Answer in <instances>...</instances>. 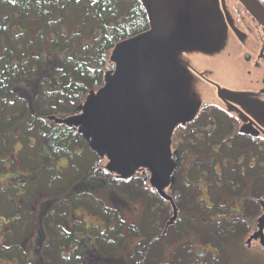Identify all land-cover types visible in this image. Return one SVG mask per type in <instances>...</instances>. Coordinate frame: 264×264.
<instances>
[{"label":"flooded vegetation","instance_id":"obj_1","mask_svg":"<svg viewBox=\"0 0 264 264\" xmlns=\"http://www.w3.org/2000/svg\"><path fill=\"white\" fill-rule=\"evenodd\" d=\"M138 1L150 18L146 3ZM258 1L264 6V0ZM214 4L196 9L199 17L190 25L205 32L210 54L206 62L217 54L227 59L221 79L209 65L199 72L197 83L211 85L212 103L184 104V111L192 110L187 122L183 113L179 122L157 115L158 129L154 126L152 137L147 135L155 145L138 135L135 146L114 152V138L137 132L132 131L131 118L123 115L108 122L106 108L81 117L92 91L93 102L100 106L114 92L111 83L118 79L119 68L110 54L96 78L99 82L74 113L63 117L59 145L35 141L37 153H42L36 156L37 166L0 187V219L5 233L18 241L0 245L6 264H163L159 255L147 258L146 251L158 252L167 244L176 249L171 264H181V234L187 224L198 222L204 224L200 231L205 242L202 249L196 247L199 261L225 258L227 264H264V199L250 198L264 185V20L243 0ZM151 31L150 18L146 31L122 42ZM219 86L225 92L222 99L214 90ZM19 151L17 159L1 161L18 162ZM89 153L97 162L84 171L82 158ZM182 185L195 188L192 195L187 196ZM218 213L224 219L214 226L209 220L217 221L213 215ZM131 237L137 242L130 243ZM227 244H236L235 253ZM88 250L94 251L93 259Z\"/></svg>","mask_w":264,"mask_h":264},{"label":"trees","instance_id":"obj_2","mask_svg":"<svg viewBox=\"0 0 264 264\" xmlns=\"http://www.w3.org/2000/svg\"><path fill=\"white\" fill-rule=\"evenodd\" d=\"M139 3L0 0L1 106L8 118L26 117L18 138L25 145L30 139L59 145L64 114L99 82L108 54L149 28L150 18ZM23 82L30 84L28 95L17 91ZM16 106L18 111L8 112Z\"/></svg>","mask_w":264,"mask_h":264},{"label":"rangeland","instance_id":"obj_3","mask_svg":"<svg viewBox=\"0 0 264 264\" xmlns=\"http://www.w3.org/2000/svg\"><path fill=\"white\" fill-rule=\"evenodd\" d=\"M163 7H164V14L162 17L159 14V18H161L163 22L162 30L158 33L154 32L151 34L143 35L140 37V40L145 36H150L148 39V51L150 55L146 54V57L150 58L153 55V61L156 63V66L150 68L152 75L149 79H147V87H153L154 90L161 92L160 96V104L162 112V106H168L169 110L166 115L167 120L170 121L171 119L177 120L179 122L178 117L181 113L184 114L186 122L189 121V112L192 110L188 109L187 112L184 111V104L187 105H197L198 102H209L212 103V97H214L213 92L210 91L207 87H211L209 84H198L197 82L200 79L199 72H206L207 69L210 67L214 70V74L217 78H222L224 72L226 71L227 67V59L220 54H217V59L208 60L206 62L207 54V43L205 41V32L202 31L194 25V27L190 26L192 23L196 22L199 15L196 14V9L204 8L205 5L207 6H214V0H160ZM155 11H152V15L150 13V18L153 19L155 16ZM205 30V29H204ZM151 35L155 38L150 40ZM87 43V42H86ZM136 43V42H135ZM139 43V42H138ZM133 45V48H132ZM139 44L131 43H124L120 42L116 45V47L110 52L112 56L116 58L118 63L119 74H126L127 77L129 75H133V66L138 67L140 64L141 54L140 52L135 51L136 47ZM190 47H196L195 52L188 51ZM110 54H108V61L110 58ZM214 55V54H211ZM151 59V58H150ZM192 63V64H191ZM210 67H209V66ZM109 66V62L107 65ZM194 69V70H193ZM150 74V72H149ZM112 89L114 90L111 96H108L104 99L102 106L99 103L93 102V91L90 95L86 96V108L85 112L82 114L81 117H91L99 113L100 110L103 108L105 110V117L108 122L114 123L116 120H122L121 111L124 109H133L134 103L137 104V110L141 108L142 102V95L140 90H130L131 87L128 89L129 91L123 90V85L117 79L116 81L112 82ZM30 85L28 82H23V85L17 87V91L24 95H28L31 90ZM218 90L214 89L216 92V97L218 99H222L225 96V92L221 90V86H219ZM111 89V90H112ZM112 90V91H113ZM119 91V93H118ZM138 96V97H137ZM101 98V96H100ZM137 98L139 100L136 102ZM221 104V103H219ZM127 106V107H126ZM150 107V100H148V105H142V111L148 112ZM16 106V109H10L8 112L11 113L12 110H19ZM157 107L156 112L157 113ZM75 107L72 109L71 113H74ZM109 113H108V111ZM6 113L4 112V108L1 106L0 100V171L5 173V176L1 177L0 179L2 182L0 183L1 186H5L8 183L12 182L14 178L18 176V174H22L24 172H29V169H33L38 164V159L36 158L37 155L42 157L41 151L37 153V149L33 145L35 144V139H32L30 144L25 145L21 143L18 138L22 136L24 132V127L26 123V117L16 118L12 114L10 117H6ZM70 113V114H71ZM118 113V114H117ZM153 113V114H155ZM116 114L118 117H116ZM149 115V113H148ZM147 115V116H148ZM66 114H64L65 119ZM135 118L137 121V117ZM141 119V118H140ZM131 120V121H132ZM66 123V122H65ZM132 123V122H131ZM129 123V124H131ZM141 123L136 122V129L138 132H131V134H124L123 136L114 138L112 143V150L114 152L120 151L121 153L126 147H129L130 144L135 146L136 139L134 136H138L140 134L138 126ZM133 127V125L131 126ZM130 130V129H129ZM10 132L11 135L8 136V133L3 136V132ZM131 131V130H130ZM134 131V129L132 130ZM147 132L144 126V131ZM24 139V138H23ZM26 143V142H25ZM23 147V148H22ZM34 148V149H33ZM22 153L19 155L20 160L18 162H13L11 165L6 163L5 161H1L4 158H18L16 155V151ZM31 150V151H30ZM23 151H30L29 153H23ZM54 154H51L53 156ZM84 164V171L86 168H91L93 163H96L97 160H94V155L92 153L84 155L82 158ZM57 170V169H56ZM20 172V173H19ZM55 173V171H54ZM66 173H69L66 171ZM83 173V169L81 168V173L79 172L78 175ZM24 174V173H23ZM21 177V176H20ZM24 178V177H21ZM70 178V177H68ZM189 185V184H188ZM181 189L185 191L186 195H192L195 188H191L190 186L182 185ZM194 189V190H193ZM250 198L257 199H264V185H260L259 189H257L254 193H252ZM12 196H15V193L12 192ZM190 200V199H189ZM139 202V200H137ZM141 201V200H140ZM7 205H10V201L6 202ZM200 204H197L199 206ZM1 211V210H0ZM220 211V210H219ZM1 215V212H0ZM90 215V214H89ZM199 217V213L197 215ZM219 216V217H218ZM232 216V215H231ZM213 217H217L216 220H209L212 222L214 226H221L220 222L224 219V214L220 215L214 214ZM198 220H204L202 217ZM197 220V221H198ZM218 222V223H217ZM244 222V226H252L251 224ZM203 223H197L193 226L191 224H187L186 229H184L183 233L181 234V246L178 247L181 255V264H227L224 261L225 258L222 260H212L209 263H205L199 261L198 258L194 255L197 248L204 247V236L202 227L204 226ZM212 224H206V226L211 227ZM233 225H238L233 223ZM230 223L229 226L232 225ZM149 231H150V227ZM149 237L151 235L149 234ZM26 238H32L26 236ZM130 243H136L138 238L131 237ZM7 242H15L17 240H13L10 234L5 233L4 224L2 219H0V245L6 244ZM146 243V242H145ZM178 244V243H176ZM229 245L230 249L235 253V249H237L236 244H227ZM178 246V245H177ZM216 248V247H214ZM175 246L167 244L163 247L162 250L156 252V250H149L146 251L147 258L152 259L151 255H159L163 260V264H171L175 256ZM94 251L88 250L86 253L89 255L88 258L93 259L91 254ZM221 253V251H220ZM225 253V252H224ZM56 254L59 255V252ZM139 257H143V253L139 252ZM87 258V259H88ZM0 264H6L5 258L2 256L0 258ZM147 264V263H145Z\"/></svg>","mask_w":264,"mask_h":264},{"label":"water","instance_id":"obj_4","mask_svg":"<svg viewBox=\"0 0 264 264\" xmlns=\"http://www.w3.org/2000/svg\"><path fill=\"white\" fill-rule=\"evenodd\" d=\"M146 3V6L148 7L149 12L152 15V11H155V16L153 19H151L152 21V25L154 27V31L150 32V33H154V32H160L162 30L163 22L161 20V18H159V14L162 17V15L164 14L165 10L164 7L161 3L160 0H143ZM244 3L250 7L252 10H254L256 13H258L262 19L264 20V6L258 1V0H243ZM142 37V36H140ZM140 37L135 38L133 41H131V44L134 42V44H139L138 47H136L135 51L140 52L141 54V59L140 62H138V64H140L138 67L133 66V75H129V77H127V75L124 74H119V82L123 85V90L124 91H129L128 89L131 87L130 90H140L141 92V97H142V102H141V108L137 110V107L134 103V108L133 109H124L121 111V116L126 115L128 117L131 118L132 117H137L139 121H137L135 118H133V120L131 121L132 123L130 124V126L133 125V129H136V122L141 123V125L138 126V128L140 127L141 129H139L140 132V137L141 139L144 141H148L150 145H155V143L152 140V132H153V127L155 126L157 129L158 127L156 126L157 124H160V118H157V115L159 116H164L165 119L167 118L166 115L168 113L169 107L168 106H162V112H160L161 109V104H160V96H161V92L154 90L153 87L148 88L147 87V79L150 78V76L152 75V72L150 71V68L153 66H156V63L152 60L153 59V55L150 56V58L146 57L147 55H150L148 53V51H151L148 49V39L150 36H145L140 40ZM155 37L151 35L150 40L154 39ZM136 42V43H135ZM139 42V43H138ZM124 43H130L129 41H125ZM133 48V45H132ZM150 72V74H149ZM119 93V91H118ZM138 97V96H137ZM139 100V98H137L136 102ZM148 100H150V107H149V111L148 112H144L142 111V105L147 106L148 105ZM127 107V106H126ZM156 107L157 109V113L156 112ZM81 107H79L77 109V112L81 111ZM149 113V115H148ZM155 113V114H153ZM118 114V113H117ZM148 118H144V116H147ZM141 118V119H140ZM148 123V125H147ZM148 127V134H146L144 136V126ZM129 126V128H130ZM147 131V128H145ZM129 131V129H128ZM136 131L138 132V130L136 129ZM150 135L151 137L147 136ZM158 138V139H157ZM161 140L160 137L158 136H154V140ZM165 140V139H164ZM152 141V142H151Z\"/></svg>","mask_w":264,"mask_h":264}]
</instances>
